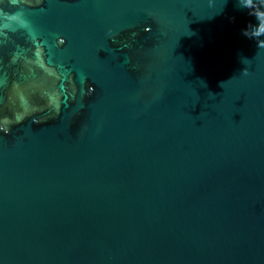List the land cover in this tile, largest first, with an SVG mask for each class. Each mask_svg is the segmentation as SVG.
I'll list each match as a JSON object with an SVG mask.
<instances>
[{
    "label": "water",
    "instance_id": "water-1",
    "mask_svg": "<svg viewBox=\"0 0 264 264\" xmlns=\"http://www.w3.org/2000/svg\"><path fill=\"white\" fill-rule=\"evenodd\" d=\"M260 26L264 0H0V264H264Z\"/></svg>",
    "mask_w": 264,
    "mask_h": 264
},
{
    "label": "clouds",
    "instance_id": "clouds-1",
    "mask_svg": "<svg viewBox=\"0 0 264 264\" xmlns=\"http://www.w3.org/2000/svg\"><path fill=\"white\" fill-rule=\"evenodd\" d=\"M239 4L241 7L250 8L251 7V0H239ZM245 35H248V31H245ZM264 35V26L258 27L257 31L254 33V36H260ZM254 36H250L254 38ZM257 47L258 48H264V43H261L260 41H257ZM245 74H247V69L242 70Z\"/></svg>",
    "mask_w": 264,
    "mask_h": 264
}]
</instances>
